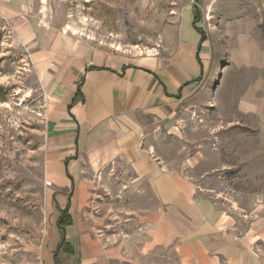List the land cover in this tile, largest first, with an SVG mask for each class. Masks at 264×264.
<instances>
[{"label": "crops", "instance_id": "0c3cea01", "mask_svg": "<svg viewBox=\"0 0 264 264\" xmlns=\"http://www.w3.org/2000/svg\"><path fill=\"white\" fill-rule=\"evenodd\" d=\"M43 33L31 58L47 98L45 173L58 193L57 220L63 212L71 219L50 230L43 264H133L129 243L117 244L116 234L104 241L87 209L93 182L103 175L106 187L116 182L115 209L127 203L147 228L143 254L170 253L177 264H264V216L240 232L225 209L197 194L193 181L141 146L146 123H177L182 103L203 107L211 93L217 107L231 103L245 118L264 113L262 35H227L233 53L225 65L191 7L181 14L176 48L167 56L129 55Z\"/></svg>", "mask_w": 264, "mask_h": 264}, {"label": "rangeland", "instance_id": "374dc122", "mask_svg": "<svg viewBox=\"0 0 264 264\" xmlns=\"http://www.w3.org/2000/svg\"><path fill=\"white\" fill-rule=\"evenodd\" d=\"M187 7L225 65L233 53L227 35L253 30L264 40V0H0V264H43L59 212L45 173L47 98L31 58L35 41L52 31L114 52L167 56ZM178 111L177 123H146L141 146L244 232L264 216V113L245 118L231 103L217 107L212 93L203 107L182 103ZM106 182L105 175L93 182L87 207L103 240L116 234L117 244L129 243L133 264H177L170 253L141 252L147 228L127 203L115 209L116 182Z\"/></svg>", "mask_w": 264, "mask_h": 264}, {"label": "trees", "instance_id": "16d2710c", "mask_svg": "<svg viewBox=\"0 0 264 264\" xmlns=\"http://www.w3.org/2000/svg\"><path fill=\"white\" fill-rule=\"evenodd\" d=\"M71 223V219L66 212L61 213L60 218L57 220V224L60 228H63Z\"/></svg>", "mask_w": 264, "mask_h": 264}]
</instances>
